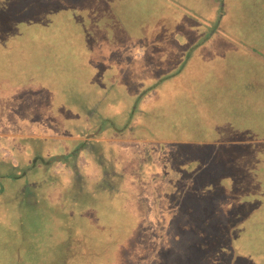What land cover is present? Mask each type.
<instances>
[{"label": "rangeland", "instance_id": "374dc122", "mask_svg": "<svg viewBox=\"0 0 264 264\" xmlns=\"http://www.w3.org/2000/svg\"><path fill=\"white\" fill-rule=\"evenodd\" d=\"M263 199L264 0H0V264H203Z\"/></svg>", "mask_w": 264, "mask_h": 264}, {"label": "trees", "instance_id": "16d2710c", "mask_svg": "<svg viewBox=\"0 0 264 264\" xmlns=\"http://www.w3.org/2000/svg\"><path fill=\"white\" fill-rule=\"evenodd\" d=\"M101 120L103 124H113L110 119ZM237 228H230L221 238L205 245L203 264H264V199Z\"/></svg>", "mask_w": 264, "mask_h": 264}, {"label": "crops", "instance_id": "0c3cea01", "mask_svg": "<svg viewBox=\"0 0 264 264\" xmlns=\"http://www.w3.org/2000/svg\"><path fill=\"white\" fill-rule=\"evenodd\" d=\"M225 13V11H223L222 12V15L220 16V18H219V20L225 15L224 14ZM220 15V14H219ZM212 31H214V30H212ZM214 33V32H213ZM213 33L211 34V35H213ZM157 86V84L156 83H154V85H152L151 86V88H148V89H146V91H144L142 94H140V96H137L136 97V100H137V103L138 102H140V100L142 99V97L144 96V95H147L148 93H149V91L151 90V89H154L155 87ZM136 104V103H135ZM133 113V112H132ZM133 117H134V115L132 114V115H129V117H128V119H127V123H126V126L124 127V129H126L128 126H129V123H130V121L133 119ZM100 118V119H99ZM101 118H103L102 116H100V117H98V119L99 120H101ZM110 120H112L111 121V123H113L114 122V120L113 119H111V118H109ZM115 123V122H114ZM110 124V122H105L104 123V126H106L107 128H110L111 130H113V131H116V124ZM139 127H142L141 125H138ZM102 127H100L99 129H101ZM117 130L118 132H116V133H123L125 130ZM101 132V131H100ZM78 139L77 140H79L80 139V136L79 137H77ZM46 163V162H45ZM57 172V170H55V172H53V173H56ZM49 173V172H48ZM11 247V246H10ZM12 251L10 250V248L8 247V245H6V244H4V243H0V254H3V257L5 256L6 258H9V259H11V256H12Z\"/></svg>", "mask_w": 264, "mask_h": 264}]
</instances>
